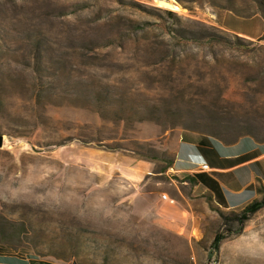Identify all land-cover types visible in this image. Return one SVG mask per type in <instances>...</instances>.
<instances>
[{
	"label": "rangeland",
	"instance_id": "1",
	"mask_svg": "<svg viewBox=\"0 0 264 264\" xmlns=\"http://www.w3.org/2000/svg\"><path fill=\"white\" fill-rule=\"evenodd\" d=\"M164 1L0 0V252L264 264V207L208 258L227 210L169 169L188 132L264 186V0Z\"/></svg>",
	"mask_w": 264,
	"mask_h": 264
},
{
	"label": "crops",
	"instance_id": "2",
	"mask_svg": "<svg viewBox=\"0 0 264 264\" xmlns=\"http://www.w3.org/2000/svg\"><path fill=\"white\" fill-rule=\"evenodd\" d=\"M226 29H228V27H226ZM228 31L244 35L247 38H252V36L245 34L244 32H236L229 29ZM170 142H172V151L170 152L173 156V161L169 169L172 173L179 176L189 175L190 178H194L196 180L194 188L200 189L202 194L206 193V195L212 198L214 203L223 208V210H242L247 204L258 197L255 192V178H258V173L249 169L252 165L260 163V161L257 160L259 157H250L238 160V158L241 156L243 157L244 154H240L235 157L220 156L215 153V149H213L212 144L215 143L220 146L223 145L208 139L205 136H197L188 132H181L180 134L174 136L172 141H169V143ZM205 151L212 154V160L208 165L205 161H198L190 158V155L193 153L203 155L206 154ZM203 165H207L208 169L202 170L201 168ZM135 168L136 170L131 174V176L137 178V181H139L142 179L144 173H147V165H145L142 161H138ZM243 170L248 172L247 177L243 180H241V178H239V180L236 179L235 174L238 171ZM197 175H204V180H197ZM187 183L188 180L181 184L185 186ZM174 188L181 196L179 189L175 185ZM0 264H67V262L33 258L32 256L22 257L13 252H0Z\"/></svg>",
	"mask_w": 264,
	"mask_h": 264
},
{
	"label": "trees",
	"instance_id": "3",
	"mask_svg": "<svg viewBox=\"0 0 264 264\" xmlns=\"http://www.w3.org/2000/svg\"><path fill=\"white\" fill-rule=\"evenodd\" d=\"M207 153V151H205ZM204 175H197V180H204ZM190 181L196 183L194 178H190ZM255 192L258 195L252 202L247 204L242 210L239 211H220L221 218L220 229L217 230L210 242V254L208 258L218 251V247L221 241L227 238L232 233H238L243 227L244 223L248 221L251 216L264 207V186L255 187ZM236 225L234 230H231L232 225Z\"/></svg>",
	"mask_w": 264,
	"mask_h": 264
},
{
	"label": "water",
	"instance_id": "4",
	"mask_svg": "<svg viewBox=\"0 0 264 264\" xmlns=\"http://www.w3.org/2000/svg\"><path fill=\"white\" fill-rule=\"evenodd\" d=\"M156 3L159 4L161 7L167 9L170 8V4L164 0H156ZM0 147H3V137L0 135Z\"/></svg>",
	"mask_w": 264,
	"mask_h": 264
},
{
	"label": "built area",
	"instance_id": "5",
	"mask_svg": "<svg viewBox=\"0 0 264 264\" xmlns=\"http://www.w3.org/2000/svg\"><path fill=\"white\" fill-rule=\"evenodd\" d=\"M201 169L205 170V169H208V167L207 165H203ZM162 199L169 201V203L173 202L172 199L168 198L167 196H162Z\"/></svg>",
	"mask_w": 264,
	"mask_h": 264
}]
</instances>
